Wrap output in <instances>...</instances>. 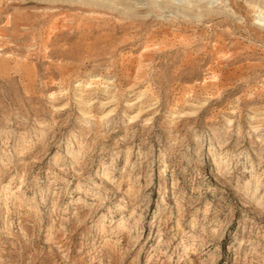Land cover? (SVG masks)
Instances as JSON below:
<instances>
[{
	"label": "rangeland",
	"instance_id": "1",
	"mask_svg": "<svg viewBox=\"0 0 264 264\" xmlns=\"http://www.w3.org/2000/svg\"><path fill=\"white\" fill-rule=\"evenodd\" d=\"M0 264H264V0H0Z\"/></svg>",
	"mask_w": 264,
	"mask_h": 264
}]
</instances>
